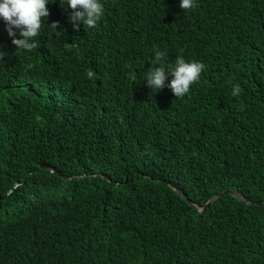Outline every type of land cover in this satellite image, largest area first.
<instances>
[{
    "label": "trees",
    "instance_id": "trees-1",
    "mask_svg": "<svg viewBox=\"0 0 264 264\" xmlns=\"http://www.w3.org/2000/svg\"><path fill=\"white\" fill-rule=\"evenodd\" d=\"M195 4L50 0L30 52L0 19V264H264V0ZM155 50L205 65L183 97Z\"/></svg>",
    "mask_w": 264,
    "mask_h": 264
},
{
    "label": "clouds",
    "instance_id": "clouds-1",
    "mask_svg": "<svg viewBox=\"0 0 264 264\" xmlns=\"http://www.w3.org/2000/svg\"><path fill=\"white\" fill-rule=\"evenodd\" d=\"M108 0H59L63 7L67 4L72 11L68 15V20L72 28L79 30L81 24L85 27L95 28L98 20L104 12V4ZM50 0H0V19L5 23V30L11 38V43L17 50L32 51L38 48V42L33 38L39 35L43 18L48 16L46 5ZM181 10H191L196 7L195 0H179ZM59 22L54 21L49 28L56 34H63L64 30L56 31ZM19 37V38H17ZM6 55L0 51V60ZM165 53L155 50L154 65L144 74L146 86L157 92L165 87V80L170 75L171 80L167 87L176 98L183 97L190 90V86L200 78L201 71L205 65L201 62H186L183 57H177L174 63L165 61ZM31 67V65H29ZM92 71L87 72L88 78H93ZM135 81V77H132ZM241 91L239 85L233 87L232 95L236 96ZM243 107V105L241 106ZM45 166L46 164L43 163ZM52 170L51 168H49Z\"/></svg>",
    "mask_w": 264,
    "mask_h": 264
},
{
    "label": "water",
    "instance_id": "water-1",
    "mask_svg": "<svg viewBox=\"0 0 264 264\" xmlns=\"http://www.w3.org/2000/svg\"><path fill=\"white\" fill-rule=\"evenodd\" d=\"M166 183L171 187V188H173V189H175L176 191H177V193L179 194V195H181L187 202H189V203H191V201L188 199V197L185 195V193L177 186V185H175L173 182H171V181H168V180H166ZM230 193V194H233V195H235L236 197H239V198H241V197H243L240 193H238L236 190H234V189H231V188H227V189H222L221 191H218L217 193H215V194H213L212 196H210L205 202H204V204L202 205V207L201 208H203L205 205H207L210 201H212L215 197H217V196H219V195H221L222 193ZM256 202H258V203H262V204H264V201H256ZM193 206L195 207V208H198L196 205H194L193 204Z\"/></svg>",
    "mask_w": 264,
    "mask_h": 264
}]
</instances>
